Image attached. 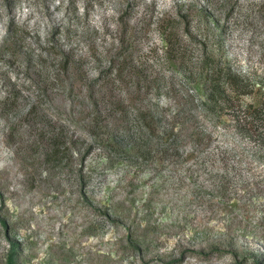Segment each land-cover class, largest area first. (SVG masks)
<instances>
[{
	"label": "rangeland",
	"instance_id": "obj_1",
	"mask_svg": "<svg viewBox=\"0 0 264 264\" xmlns=\"http://www.w3.org/2000/svg\"><path fill=\"white\" fill-rule=\"evenodd\" d=\"M262 3L264 0H0V103L7 100V108L0 105V219L5 220L9 237L23 249L27 263L176 264L180 247H201L202 241L222 242L220 247L238 251L239 257L256 248L253 231L264 230V160L261 152L227 129L214 130L213 124L205 122L214 132V146L227 148L242 159L237 165L239 177L231 171L241 186L233 203L218 197L195 201L186 192L175 190V175L185 173L183 168L168 175L165 187L158 191L160 181L147 169L138 175L140 183L133 181L131 188L125 182L134 171L124 167L90 179L86 191L96 202L107 197L103 196L106 184L115 188L116 199L128 198V192L134 191L137 201L154 204L153 219L160 226L157 233H147L150 250L143 259L124 252L120 240L126 232L122 227L107 225L95 236L90 234L88 227L94 218L79 197L78 153L79 135L94 115L93 103L109 94L102 73L123 46H134L128 54L135 72L123 76L121 90L113 93L115 98L119 95L128 101L144 94L146 103L176 108L184 87L170 64L169 70L159 71L163 44L157 30L168 29L178 14L184 15L182 28L189 26L208 50L221 49L237 72L250 75L262 86L264 6H258ZM197 47L188 44L184 52L192 53ZM157 79L163 87L160 94L147 92ZM260 97L261 93L254 92L243 102L260 103ZM13 104L18 105V112L7 115L1 111ZM36 105L56 132L77 140L71 168L64 164L53 168L43 161V148L30 127L31 117L26 116ZM98 151L92 149L87 156L86 170L97 167ZM205 177L199 183H206ZM246 211L251 214L250 224L243 219ZM245 230L254 235H246ZM6 245L0 228V264H4ZM177 264H231V259L229 254L207 262L189 257Z\"/></svg>",
	"mask_w": 264,
	"mask_h": 264
},
{
	"label": "trees",
	"instance_id": "obj_2",
	"mask_svg": "<svg viewBox=\"0 0 264 264\" xmlns=\"http://www.w3.org/2000/svg\"><path fill=\"white\" fill-rule=\"evenodd\" d=\"M181 16L178 14V20L173 21L168 29L161 27L157 30L163 44L162 67L159 71L169 70L167 64H170L174 76L180 77L184 87L176 108L171 110L159 103H146L144 94L128 101L119 95L115 98L113 93L121 90L123 76L135 72L131 63L132 55L128 54L134 46H123L111 59L112 64L107 71L102 73L108 81L109 94L107 98L93 103L91 124L79 135V197L94 218L88 230L95 236L97 231L107 225L124 228L126 233L120 240L124 252L141 259L150 250L145 239L147 233H157L160 226L153 219L154 204L146 199L137 201L134 191L128 192V198L116 199L115 188L110 189L106 184L103 187L106 194L103 196L107 197L104 201L101 198L96 202L86 191L93 175L98 174L102 178L112 168H128L134 171V175L126 179L125 187L131 188L132 182L147 169L152 178L160 181L158 191L165 187L168 175H175L178 169L183 168L185 173L175 175V190L186 192L188 198L195 201H209L210 198L218 197L233 203L239 196L241 186L237 185V178L231 171L235 170L239 177L237 165L242 159L232 155L227 148L214 146V132L206 128V121L213 124L214 130L227 129L229 134L246 142L252 150L261 152L264 160V84L259 86L250 75L237 72L221 49L208 50L192 34L189 26L183 25L182 28L184 15ZM188 44L199 47L187 54L184 48ZM160 81L157 79V83L148 87L147 92L154 90L160 94L163 88ZM254 92L261 93L262 102L244 103L243 98ZM6 103V98L1 101L2 108H7ZM1 111L7 115L18 112V105L13 104L7 111ZM26 116L31 117L30 127L39 146L43 148L40 151L43 161L53 168H59L62 164L71 168L77 140L56 132V127L51 126V121L37 105L29 108ZM92 149L99 150L100 160L97 167L86 170V158ZM34 150L38 153L40 149L36 147ZM192 161L194 164L190 168L183 167ZM170 168L174 170L170 172ZM165 171L169 173L165 174ZM202 175L206 176L204 184L199 183ZM250 200L254 202L253 197ZM244 213L243 219H247L250 224L251 214L248 211ZM261 215L264 219V211ZM0 228L8 246L4 264H29L23 259V249L19 243L7 234L5 220L0 219ZM253 232L256 235L253 242L256 248L242 257H239L238 251L220 247L222 242L202 241L201 247H180L182 250L175 253L177 259L174 263H181L189 257L207 262L229 254L231 264H264V230L257 228ZM243 233L254 235L247 230ZM198 234L201 232L195 235Z\"/></svg>",
	"mask_w": 264,
	"mask_h": 264
}]
</instances>
